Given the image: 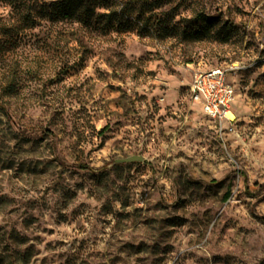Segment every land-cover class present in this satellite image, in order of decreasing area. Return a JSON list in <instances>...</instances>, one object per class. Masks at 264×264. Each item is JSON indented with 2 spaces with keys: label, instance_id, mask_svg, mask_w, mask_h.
Wrapping results in <instances>:
<instances>
[{
  "label": "rangeland",
  "instance_id": "rangeland-1",
  "mask_svg": "<svg viewBox=\"0 0 264 264\" xmlns=\"http://www.w3.org/2000/svg\"><path fill=\"white\" fill-rule=\"evenodd\" d=\"M24 1L22 38L0 0V264H264V0H128L153 28L109 33ZM213 67L231 121L191 96Z\"/></svg>",
  "mask_w": 264,
  "mask_h": 264
},
{
  "label": "trees",
  "instance_id": "trees-1",
  "mask_svg": "<svg viewBox=\"0 0 264 264\" xmlns=\"http://www.w3.org/2000/svg\"><path fill=\"white\" fill-rule=\"evenodd\" d=\"M14 7L22 8V12H27L28 16L24 18L21 25V32L17 36L27 35L29 28H32L37 21V12L29 11L24 0H8ZM19 2V3H18ZM128 0H53L50 4H44V13L41 17H50L52 22L58 20H76L90 30L120 31V28H126L136 24L141 31H148L152 27L149 23V17L137 21L132 17L129 10ZM52 8V11L50 10Z\"/></svg>",
  "mask_w": 264,
  "mask_h": 264
},
{
  "label": "built area",
  "instance_id": "built-area-1",
  "mask_svg": "<svg viewBox=\"0 0 264 264\" xmlns=\"http://www.w3.org/2000/svg\"><path fill=\"white\" fill-rule=\"evenodd\" d=\"M228 69L213 67L193 74L189 90L202 111L216 121L228 118L235 89L228 79Z\"/></svg>",
  "mask_w": 264,
  "mask_h": 264
},
{
  "label": "water",
  "instance_id": "water-1",
  "mask_svg": "<svg viewBox=\"0 0 264 264\" xmlns=\"http://www.w3.org/2000/svg\"><path fill=\"white\" fill-rule=\"evenodd\" d=\"M143 160L144 157L142 155L135 154V155H130L127 157L115 159L114 162L120 163V162H132V161H143Z\"/></svg>",
  "mask_w": 264,
  "mask_h": 264
},
{
  "label": "bare ground",
  "instance_id": "bare-ground-1",
  "mask_svg": "<svg viewBox=\"0 0 264 264\" xmlns=\"http://www.w3.org/2000/svg\"><path fill=\"white\" fill-rule=\"evenodd\" d=\"M228 118L230 119H235V113L233 112V110L230 108L229 112H228Z\"/></svg>",
  "mask_w": 264,
  "mask_h": 264
},
{
  "label": "crops",
  "instance_id": "crops-1",
  "mask_svg": "<svg viewBox=\"0 0 264 264\" xmlns=\"http://www.w3.org/2000/svg\"><path fill=\"white\" fill-rule=\"evenodd\" d=\"M197 103V102H196ZM198 104V103H197ZM199 105V104H198ZM200 106V105H199ZM201 107V106H200Z\"/></svg>",
  "mask_w": 264,
  "mask_h": 264
}]
</instances>
